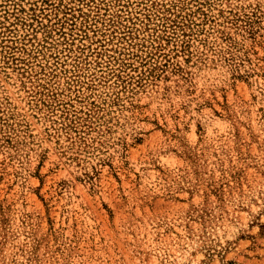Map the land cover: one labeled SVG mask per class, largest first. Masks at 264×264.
I'll use <instances>...</instances> for the list:
<instances>
[{"label":"rangeland","instance_id":"obj_1","mask_svg":"<svg viewBox=\"0 0 264 264\" xmlns=\"http://www.w3.org/2000/svg\"><path fill=\"white\" fill-rule=\"evenodd\" d=\"M0 264H264V0H0Z\"/></svg>","mask_w":264,"mask_h":264}]
</instances>
